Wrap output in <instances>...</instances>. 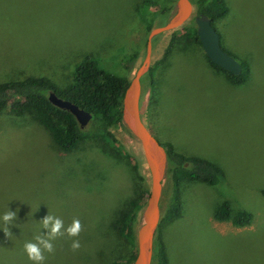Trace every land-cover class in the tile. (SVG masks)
Listing matches in <instances>:
<instances>
[{"label": "rangeland", "instance_id": "1", "mask_svg": "<svg viewBox=\"0 0 264 264\" xmlns=\"http://www.w3.org/2000/svg\"><path fill=\"white\" fill-rule=\"evenodd\" d=\"M165 2L174 10L176 0H0V83L43 77L64 89L86 57L131 78L145 53L151 12ZM225 3L228 12L214 27L222 48L249 67L242 83L216 69L197 43L173 46L163 58L172 32L154 38L152 71L141 79V117L159 143L221 172L214 185L180 184L179 216L162 221L159 230L167 264H264V0ZM113 133L123 152L139 159V169L95 140L64 153L30 116L0 112V218L18 209L10 238L0 228V264H32L23 245L47 231L40 220L48 213L66 227L78 218L83 231L75 252L72 238H57L45 264H105L111 255L130 254L131 244L107 227L140 176L149 187V173L138 140L121 127ZM172 193L166 169L161 217ZM222 202L232 213L250 212V223L216 220Z\"/></svg>", "mask_w": 264, "mask_h": 264}, {"label": "trees", "instance_id": "2", "mask_svg": "<svg viewBox=\"0 0 264 264\" xmlns=\"http://www.w3.org/2000/svg\"><path fill=\"white\" fill-rule=\"evenodd\" d=\"M192 2L196 8L195 14L207 16L213 26L228 12L225 0H192ZM168 3L158 5V8L151 12L147 26L148 32L153 27L157 15L161 16L158 25L164 24L172 15L174 4L173 2ZM195 43L201 45L194 20L191 19L172 32L163 58L168 56L173 46L177 45L180 47L179 50H186L194 46ZM144 47H146V40ZM139 55V51L136 50L129 56L126 64L128 72L136 63ZM206 58L216 69L228 74L233 83H242L249 74L250 70L246 63L241 62L243 68L238 75H235L215 65L207 56ZM151 71L150 67L147 73L150 74ZM128 83V75L111 74L100 68L93 59L86 57L76 67L71 84L64 89H57L47 78L43 77H29L23 81L0 83V112L9 110L16 116H30L49 132L56 147L64 153L76 150L86 140H95L111 147L109 155L118 158L125 155L131 160L133 167L139 169L141 166L139 159L124 153L123 146L113 133V129L118 127L128 131L122 122V98ZM49 91H54L59 97L70 100L81 109L91 113L92 117L88 124L81 128L70 112L50 103ZM164 148L167 152V170L173 179V193L170 204L161 217L156 231L151 264H167V255L164 244L159 238V230L162 221L179 216L178 192L180 184L188 180L214 185L220 180L219 176L221 175L219 169L203 159L177 153L171 144ZM185 163H189L190 166H185ZM139 179L140 182L133 188L132 194L122 204L123 207L116 217L111 220V228L107 227V230H111L113 235L117 234L127 240L131 244L132 250L127 256L111 255L110 259L104 258L105 264H132L134 260L135 231L148 194L145 177L140 176ZM213 216L219 221H231L236 226L249 224L252 219V214L246 210L232 213L228 202L219 204Z\"/></svg>", "mask_w": 264, "mask_h": 264}, {"label": "water", "instance_id": "3", "mask_svg": "<svg viewBox=\"0 0 264 264\" xmlns=\"http://www.w3.org/2000/svg\"><path fill=\"white\" fill-rule=\"evenodd\" d=\"M195 13L196 8L192 0H176L172 15L167 21L150 29L144 56L134 75L129 78L123 94L122 122L140 143L143 162L149 173L148 194L140 213V223L135 231V257L132 264L152 263L154 239L161 220L162 181L167 169V152L147 128L140 111L141 79L151 67L154 38L165 32H173L193 19L201 47L210 61L235 75L243 68L239 60L222 48L220 36L211 20L205 15ZM48 99L54 106L70 112L81 128L86 126L92 117L91 113L72 101L59 97L54 91H49Z\"/></svg>", "mask_w": 264, "mask_h": 264}, {"label": "clouds", "instance_id": "4", "mask_svg": "<svg viewBox=\"0 0 264 264\" xmlns=\"http://www.w3.org/2000/svg\"><path fill=\"white\" fill-rule=\"evenodd\" d=\"M17 211L8 210L4 213L2 218H0L4 222V226L0 228L3 229L5 235L9 238L12 233L8 226L15 224ZM40 224L41 228L46 229L47 231L35 236L34 242L27 241L23 245L24 252L32 264H45V253L52 254L55 252L53 242L59 237L67 236L72 238L70 245L72 251L75 252L81 248L79 236L83 231V225L78 218H74L72 223L66 227L61 218L48 213L40 220Z\"/></svg>", "mask_w": 264, "mask_h": 264}]
</instances>
